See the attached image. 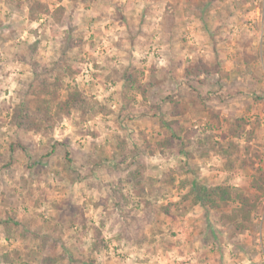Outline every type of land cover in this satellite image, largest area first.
Returning <instances> with one entry per match:
<instances>
[{
  "label": "rangeland",
  "instance_id": "374dc122",
  "mask_svg": "<svg viewBox=\"0 0 264 264\" xmlns=\"http://www.w3.org/2000/svg\"><path fill=\"white\" fill-rule=\"evenodd\" d=\"M59 5L62 11L52 14ZM0 22V220L12 216L27 232L26 238L14 233L7 239L0 224V253H10L14 264H39L43 255H57L64 246L72 258L64 264H86L77 259L87 257L93 229L99 227L103 249L91 256L92 264H129L130 255H139L135 252L139 247L145 248L139 264H159L161 255L166 256L164 264H170L165 252L176 244L180 233L176 227L184 222L193 225L195 238L204 235L197 247L210 254L212 264H264V193L251 227L235 233L220 218L233 205L220 211L196 205L197 212L195 205L179 199L181 191L169 189L161 197V192L153 191L160 183L152 181L148 183L152 194L146 197L150 207L135 198L129 213L137 218L131 223L141 228L140 233L150 234L152 228L162 232L152 236V242L141 243L133 239L141 234L133 233L134 227L129 229L125 212L107 194L108 183L125 167L119 164L121 140L134 152L130 162L140 161L148 178L164 179L170 169L177 181L195 176L179 172L185 156L179 152L178 141L172 147L157 144L170 133L159 122L161 117L171 118L162 99L183 94L191 90L190 85L197 100L206 99L208 108L218 111L222 127L212 132L216 139L231 138L228 129L239 117L246 121L244 129L253 127L249 144L252 152L259 153L255 161L264 174V0H0ZM61 53L81 69L74 83L95 97L105 112L94 113L83 124V132L64 119L55 135L47 138L10 127L16 91L33 77L25 59L47 64ZM197 58L220 70L209 76L206 86L183 77V68ZM124 71L136 75L142 85L153 86L145 96L126 88L120 79ZM124 96L134 98L136 113L131 119L123 107ZM154 103L158 108L151 109ZM179 121L183 128L196 131L192 135L196 140L208 130L211 119L196 104ZM244 129L234 141L244 143ZM15 141L25 149L16 144L11 151L9 143ZM54 141L58 144L53 145ZM190 149H185L193 154L187 169L196 171L199 182L214 185L228 179L255 192L248 185L254 174L250 168L229 172L217 154L200 157ZM65 152L72 160L63 169L58 162ZM21 178L27 181L23 184ZM167 202L173 203L170 213L160 214L159 206ZM30 231L44 241L33 238ZM129 235L135 242L129 241ZM242 242L246 245L240 248ZM191 255L170 260L187 264L195 258V264H203L209 259L204 254Z\"/></svg>",
  "mask_w": 264,
  "mask_h": 264
},
{
  "label": "trees",
  "instance_id": "16d2710c",
  "mask_svg": "<svg viewBox=\"0 0 264 264\" xmlns=\"http://www.w3.org/2000/svg\"><path fill=\"white\" fill-rule=\"evenodd\" d=\"M9 1V0H6ZM62 6L55 8V12L62 11ZM45 12H49L45 9ZM54 16V15H53ZM3 27V23L0 22V28ZM24 58V57H23ZM27 64L30 65L33 73L32 79L27 82H23L18 87L16 93L18 101L13 105L9 117L8 124L10 127L25 132L39 133L41 135H51L56 126L64 119H70L73 125L80 126L79 132H83V124L93 116L94 113H104L105 108L100 104L95 97L90 98L87 96L78 86L74 83L75 75L81 70L79 66L69 63L65 57V53L47 63L42 64L39 61L29 58L25 59ZM219 67L217 65L211 66L203 58H197L195 61L189 62L183 68V77L192 84L206 86L209 76L212 73H218ZM120 79L123 80L126 88L137 90L142 96H145L149 92L150 87L153 85L144 84L136 77V75L124 71ZM189 91L183 94H170L165 95L162 102L166 104L170 115V119L159 118L161 126L169 128V135H164L162 139L157 142L159 147H172L175 141H178L181 145L179 152L185 156V161L181 162L179 172H191L192 178H184L177 181L174 170L170 169L166 173L164 179L148 178L146 175L145 167L140 161L130 162V159L134 152L128 147L129 144L125 140H121L119 149L123 152V157L119 164H125V167L121 168V174L108 183L107 194L109 199L114 205L125 212V216L129 219L127 225L129 229L133 228V233L141 234L139 238H133L137 243L152 242V236L162 232L161 229L152 228L150 234L140 233L141 228L138 225H132L131 221L137 220V218L129 213L135 198H139L140 202H143L144 206L149 208L150 202L146 198L151 195V187L148 185L152 181L160 183L158 187H153V191L161 192V197H164L166 190L178 189L182 192L180 196L181 201L188 202L189 206L200 205L206 211L209 210H222L228 205H233L228 212H221L220 218L222 223H229L232 225L235 233H241L249 229L252 225L253 214L256 211L258 204L261 201L262 193H264V174L262 168L256 164L255 158H260L258 152H252V146L249 144L252 135L254 133L253 127L244 129L246 121L244 118H236L229 127L231 138L225 141L216 139L214 132L220 129L222 126L221 120L218 115V111L211 110L207 106L206 99L197 100L194 90L191 85ZM64 93V95L62 94ZM198 96V95H197ZM134 99V98H132ZM132 99L123 97L125 104L123 107L127 110V118L131 119L132 115L136 113L134 105L131 103ZM201 104L202 108L206 110L211 121L207 123V131L198 135L196 140L192 139L195 130H187L180 124L179 118L187 114L192 110V106ZM150 108H158L155 103ZM129 107V108H128ZM166 110V108H164ZM146 112V111H145ZM141 114H144L142 111ZM210 122H213L212 124ZM189 129V128H188ZM244 129V143L240 144L234 141V137L239 136L238 132ZM226 137V136H225ZM20 143H9L8 146L11 151L17 148L25 147L20 146ZM54 144H58L55 141ZM188 146V147H187ZM191 148V149H190ZM192 150L200 157L209 156L211 154H217L221 159H224L223 169L231 172L235 168H250L254 171L248 185L255 192L250 193L240 186H236L228 179L214 185H205L196 179V171L187 169L190 165L188 159L192 157ZM252 152V153H251ZM252 154V155H251ZM71 158L68 152H65V156L59 160L58 164L64 168L71 162ZM129 162H128V161ZM128 162V163H127ZM35 163V162H34ZM6 168L8 165H4ZM34 170V169H33ZM84 178V177H83ZM23 184L27 181L21 178ZM74 179H71L73 182ZM163 185L167 186L166 188ZM140 202H138L140 204ZM138 203L136 204L138 206ZM134 205V204H133ZM173 205L172 202H167L164 205L159 206V213L168 215L170 208ZM146 212V211H145ZM151 221L155 222V218L152 214L146 212ZM145 213V214H146ZM157 220V219H156ZM2 225L4 236L9 239L11 236L18 234L22 238H26V233L22 223L16 220L12 216H7L0 220ZM33 238H40L37 233L30 231ZM15 233V234H14ZM124 236V233L121 231ZM127 236V235H126ZM151 236V237H150ZM129 235V241H133ZM44 244V243H43ZM103 249V236L99 227H94L92 233V240L87 248V257L77 259L79 262L92 264L94 263V254H99ZM17 255V254H16ZM18 257V255H17ZM64 260L70 261L72 258L67 253V250L62 246V250L57 255H43L39 264H64ZM16 261L10 253H0V263L14 264Z\"/></svg>",
  "mask_w": 264,
  "mask_h": 264
},
{
  "label": "crops",
  "instance_id": "0c3cea01",
  "mask_svg": "<svg viewBox=\"0 0 264 264\" xmlns=\"http://www.w3.org/2000/svg\"><path fill=\"white\" fill-rule=\"evenodd\" d=\"M5 1V0H4ZM1 5H3V4H1ZM5 23V22H4ZM55 135V132L53 133V135L52 136H54ZM38 136V135H37ZM42 136V135H41ZM43 137V136H42ZM44 138V137H43ZM45 138H47V136H45ZM31 175H30V177L31 176H33V174L32 173H30ZM200 208V207H199ZM194 210L196 211L197 210V212H198V207L195 205L194 206ZM177 229H178V231L180 232V233H177V238H175L174 240H176L175 242H176V244L173 246V247H171L169 250L168 249H166L167 251L165 252L166 254H167V256H169L170 258H171V260H175V261H177L179 258H182V256L183 255H188V253L190 252L192 255V258L195 256V254L196 253H199V254H204L205 256H208L209 257V259H207V260H205L204 261V263L203 264H212V262L210 261L211 260V256H210V254H207V253H205L206 251H204V250H202V248H198L197 246V244L201 241V240H203V236L202 237H200V238H195L197 235H196V233H193V234H191V231H192V229H193V225L191 226V224H187V223H181V227L179 226V227H176ZM203 231H205V230H203ZM186 234H188V235H186ZM192 235V236H191ZM188 236H190V237H188ZM157 241H158V239H157ZM164 241V240H163ZM245 242V241H244ZM230 243L231 242H228V246H231L232 247V245H230ZM238 244V243H237ZM241 246H240V248L241 247H244V245H242V244H245L246 245V243H239ZM238 244V245H239ZM248 244V243H247ZM238 245H236L237 247H238ZM193 246H194V248H198V251L196 250H193L194 248H193ZM249 246V245H248ZM163 247H166V245H163ZM235 246L233 245V248H234ZM236 248V247H235ZM131 250V249H130ZM145 250V248L144 247H139L138 249H137V251H135V252H137L139 255H137L136 257H133V256H135V255H130V257H129V264H139V261H140V259H142V257H143V255L140 253V252H142V251H144ZM204 252V253H203ZM132 253V251L131 252H129V254H131ZM165 255H161V256H159V259H160V262H158L159 264H164V262H165ZM170 258H169V262H170V264H173V261H171L170 260ZM194 259L195 258H193L192 260L190 259V261L191 262H189V263H187V264H195V262H194ZM143 264H145L144 262H143ZM150 264H153V263H150ZM186 264V263H185Z\"/></svg>",
  "mask_w": 264,
  "mask_h": 264
},
{
  "label": "built area",
  "instance_id": "2783aa9c",
  "mask_svg": "<svg viewBox=\"0 0 264 264\" xmlns=\"http://www.w3.org/2000/svg\"><path fill=\"white\" fill-rule=\"evenodd\" d=\"M86 76H89V75L87 74V72H86ZM88 78L90 79V76H89ZM110 107H111V108H115V104L111 102V103H110Z\"/></svg>",
  "mask_w": 264,
  "mask_h": 264
}]
</instances>
